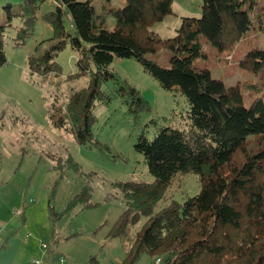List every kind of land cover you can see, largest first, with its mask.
I'll return each mask as SVG.
<instances>
[{"label":"trees","instance_id":"trees-1","mask_svg":"<svg viewBox=\"0 0 264 264\" xmlns=\"http://www.w3.org/2000/svg\"><path fill=\"white\" fill-rule=\"evenodd\" d=\"M44 1L21 0L17 8L10 0L0 5L1 66L8 64L6 31L20 21L14 39L24 44L34 34ZM54 2L56 7L42 15L53 36L47 47L29 57L31 73L48 77L58 72L56 56L70 41L78 58L77 72L69 78L90 76L88 86L72 90L65 108L54 106L51 119L57 127L70 125L80 144H97L94 109L111 98L102 84L115 76L117 58L137 60L163 89L180 92L188 103L187 128L166 125L152 137L142 132L134 144L154 181L117 183L126 208L107 236L122 240L123 264H134L144 252L158 264H264V48L254 45L239 60L258 79L249 84V105L238 84L226 85L197 61L202 56L220 60L252 27L264 33V3L202 0L201 16H181L176 34L164 38L153 27L175 14L174 0ZM164 48L171 52L167 66L158 62ZM120 92L131 112L149 109L135 87L125 83ZM63 166L58 162L57 168ZM178 173L198 174L201 191L156 212ZM90 198L91 187L85 185L64 210L52 207L51 218L56 223L79 202L94 206ZM142 217L146 221L132 232Z\"/></svg>","mask_w":264,"mask_h":264},{"label":"rangeland","instance_id":"rangeland-1","mask_svg":"<svg viewBox=\"0 0 264 264\" xmlns=\"http://www.w3.org/2000/svg\"><path fill=\"white\" fill-rule=\"evenodd\" d=\"M10 1L17 8L21 0ZM5 2L0 0V5ZM201 4L202 0H174L175 14L156 23L153 30L164 38L175 35L181 16H201ZM55 7L54 0L41 4L34 34L24 44L18 45L14 39L20 21L16 20L5 33L8 64L0 65V220L7 219L18 232L38 238L43 251L50 250L61 264H123L126 253L122 240L107 236L126 208L117 183L154 181L144 155L135 150L134 144L142 132L152 137L166 125L187 128L188 103L180 92L163 89L137 60L117 58L112 64L115 76L102 84V90L111 98L94 109L97 144H80L70 125L59 128L51 119L56 104L65 108L72 90L82 89L90 81L88 74L69 78L77 72L78 58L71 42L56 56L58 72L44 77L31 73L29 67V57L47 47V39L53 36L52 27L42 15ZM66 25L70 28L69 21ZM254 45L264 48V33L252 27L220 60L204 56L197 59L210 68L214 78L228 86L238 84L246 105L252 98L249 84L258 79L253 71L241 67L239 60ZM170 53L162 49L158 62L167 66ZM125 83L141 92L149 109L139 114L130 111L127 98L120 92ZM58 162L64 165L62 169L57 168ZM85 185L91 187L89 204L94 206L85 207V202H79L54 223L51 208L64 210ZM200 191L198 174L178 173L155 211ZM19 208L25 209V217L10 215L11 209ZM146 219L142 217L132 232L140 229ZM134 264L158 262L144 252Z\"/></svg>","mask_w":264,"mask_h":264},{"label":"crops","instance_id":"crops-1","mask_svg":"<svg viewBox=\"0 0 264 264\" xmlns=\"http://www.w3.org/2000/svg\"><path fill=\"white\" fill-rule=\"evenodd\" d=\"M14 212L11 209L10 215L15 216ZM25 212L24 209L22 217ZM38 241V238L27 237L10 227L7 219L0 220V264H30L33 259L40 260L41 264H61L50 250L43 251Z\"/></svg>","mask_w":264,"mask_h":264},{"label":"built area","instance_id":"built-area-1","mask_svg":"<svg viewBox=\"0 0 264 264\" xmlns=\"http://www.w3.org/2000/svg\"><path fill=\"white\" fill-rule=\"evenodd\" d=\"M55 1V0H54ZM15 215H19V216H22L24 214V208H19L17 210H15ZM46 246V245H45ZM159 262V260L157 261ZM30 264H41L40 260L38 259H33Z\"/></svg>","mask_w":264,"mask_h":264}]
</instances>
